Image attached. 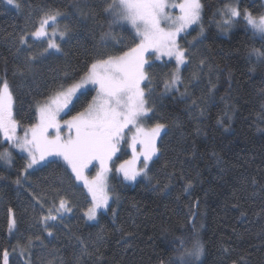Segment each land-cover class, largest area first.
<instances>
[{
	"label": "trees",
	"instance_id": "obj_1",
	"mask_svg": "<svg viewBox=\"0 0 264 264\" xmlns=\"http://www.w3.org/2000/svg\"><path fill=\"white\" fill-rule=\"evenodd\" d=\"M201 1L207 11L199 27L178 42L189 53L187 65L179 71L178 90L162 95L164 79L176 70L175 60L149 57L152 85L145 91L151 90L154 111L143 124L146 130L156 123L166 128L147 177L129 182L123 175H112L111 203L93 223L84 215L91 196L62 159L49 157L27 173L25 152L12 149L11 164L0 161V250L8 249L10 264H24L26 257L31 264H173L175 238L192 235L203 244L199 264H264V63L250 55L253 48L264 50V39L243 17L234 21V28H221L219 15L232 2L257 17L264 14V7L260 0ZM17 2L20 8L14 10L0 0V78L12 84L17 118L28 124L34 122L30 105L35 99L79 79L100 53L126 50L134 34L114 31L124 27L113 25L121 42L102 44L101 32L108 30L109 20L99 7L101 0ZM85 2L94 6L95 18L83 14L88 11ZM49 10L62 15L48 28L70 29L60 42L62 52L41 59L22 76L16 69L23 67L28 51L39 52L46 44L30 38L33 48L26 50L18 37L33 31ZM84 92L87 95L80 94L62 119H70L95 95L92 90ZM0 144L7 146L2 135ZM125 160L126 151L115 165ZM96 167L87 170L89 178ZM33 194L43 197V209ZM61 197L72 211L49 221L46 230L41 217ZM10 218L15 220L12 231ZM23 246L27 247L21 256Z\"/></svg>",
	"mask_w": 264,
	"mask_h": 264
},
{
	"label": "snow or ice",
	"instance_id": "obj_2",
	"mask_svg": "<svg viewBox=\"0 0 264 264\" xmlns=\"http://www.w3.org/2000/svg\"><path fill=\"white\" fill-rule=\"evenodd\" d=\"M6 3L20 8L17 0H6ZM84 7L88 11L83 14L95 18L94 6L85 2ZM99 7L109 20L108 31L101 32L102 44L106 45L109 40L117 44L121 42L113 34V25L130 27L134 33L132 43L119 54L100 53L86 66L79 79L61 83L43 99H35L30 105V108L34 107V122L25 124L17 118L13 86L6 77L0 78V135L7 145L0 144V161L11 164L12 149L25 152L28 160L23 171L27 173L28 169L49 157L62 159L75 180L82 182L91 196V206L84 213L88 220H95L99 209L109 207L108 174L112 171L110 165L114 163V158H119L117 154L121 152L122 145L126 144L131 149L132 158L120 163L116 171L122 173L124 180L129 182H135L141 175L147 177L149 162L159 152L157 138L166 128L164 123H156L150 130L142 126V121L154 111L149 102L151 90L146 93L142 87L145 81H150L148 69L152 64L149 54L156 60L164 57L175 60L176 70L164 79L162 95L177 89L181 83L180 68L187 65L189 57L188 50L178 43V37L200 22L203 9L201 0H101ZM173 9L178 10V14H173ZM61 15L58 10H49L43 14L33 31L19 35L18 42L26 50L33 48L30 38L46 44L39 52L28 51L23 67L16 69L20 75L32 72L33 66L41 59L62 52L57 37L65 40L70 29L65 26L60 31L53 27L51 33L48 31V27L56 25ZM219 15L224 17L225 27H231L234 19L243 17L253 33H259L264 39V15L254 16L239 5L232 4L225 5ZM17 51H21V48ZM250 55L264 63V50L253 48ZM193 75L198 79L195 73ZM88 85L95 87L96 94L70 119H62L61 113L69 107L73 98L79 99L77 93L87 95L81 90ZM20 130L22 135L19 134ZM141 157L143 167L137 169L136 164ZM94 161L99 167L95 175L89 178L85 172ZM15 183L19 185L21 180L18 178ZM188 186H191V181ZM33 200L43 209L41 195L33 194ZM71 211L69 201L61 197L58 204L53 202L47 209L41 221L47 230L49 221L62 219ZM14 227L15 220L10 218L9 231ZM48 235L52 236L53 233L48 231ZM36 239L39 240V237ZM175 242L178 247L173 264H194L203 253V245L197 235L177 237ZM188 243L191 247H186ZM26 247L20 248L21 256L25 255ZM0 264H10L7 248L0 250ZM24 264H31V258L26 257Z\"/></svg>",
	"mask_w": 264,
	"mask_h": 264
},
{
	"label": "rangeland",
	"instance_id": "obj_3",
	"mask_svg": "<svg viewBox=\"0 0 264 264\" xmlns=\"http://www.w3.org/2000/svg\"><path fill=\"white\" fill-rule=\"evenodd\" d=\"M3 1V3L5 4V6H7L8 8H11V9H14V10H18L15 6H12V5H8L7 3H6V0H2ZM254 1V0H253ZM261 1V3H262V5H263V7H264V0H260ZM201 3H202V1H201ZM233 3V2H232ZM231 3V4H232ZM203 5V4H202ZM232 5H236V4H232ZM172 12H173V14H178V10H175V9H173V10H171ZM207 11V9L203 6V9H202V13H201V17H202V15H203V13H205ZM264 15V14H263ZM239 18H236V19H234V21L236 22V20H238ZM223 20H224V17H222L221 16V20H220V25H221V28H225L226 30L228 29V28H234L235 27V23H234V21H233V23H232V25H231V27H225L224 25H223ZM199 24H200V22L198 23V24H195V25H192L190 28H188V30L186 31V32H184V33H181L180 34V36L178 37V42H179V40H181V42L183 41V40H185V38L187 37V35L190 33V31L191 30H193L194 28H198L199 27ZM119 27H121V26H119ZM58 30H60V31H63L64 30V28H59V27H56ZM125 28H127V30L130 32V33H132V34H134L133 32H132V30L130 29V27H128V26H124V28H114V31H119L120 29L122 30V29H125ZM52 29L53 28H48V31H49V33H51V31H52ZM225 29H224V31H225ZM108 31V30H107ZM62 41H64V40H60L59 39V37H57V42L58 43H60V42H62ZM151 56V54H149V57ZM153 57V56H152ZM155 58V57H154ZM150 59V58H149ZM167 59H169L168 57H164V58H162L160 61H163V62H166L165 60H167ZM169 63H171L170 61H168ZM153 63V62H152ZM151 63V64H152ZM167 78V77H166ZM151 84V82L150 81H145L144 82V84H142V87H144L146 90H147V88H148V86ZM152 85V84H151ZM87 90H92L94 93H95V87L93 86V85H88L86 88H84V89H82L81 90V92H84V91H87ZM96 94V93H95ZM80 95V93H77V96H79ZM77 98H73V102L69 105V107L67 108V109H65L64 110V112H62L61 113V117H63L64 115H65V113H67L70 109H71V107L73 106V104H74V102H75V100H76ZM150 115V114H149ZM149 117V116H148ZM146 120V118L142 121V126L145 128L146 126L143 124V122ZM129 135H131V133H129ZM158 141H159V137L157 138V141H156V143H157V145H158ZM140 150V147H139V145L137 146V151H139ZM127 152V154H128V156H129V160L132 158V151H131V149L126 145V144H124V145H122L121 146V152L120 153H118L117 155H118V157L121 155V154H123V152ZM155 157V156H154ZM153 157V158H154ZM55 158H57V159H60V158H58V157H55ZM142 157H141V159L140 160H138L137 161V164H136V168L137 169H140V168H142L143 167V163H142ZM46 161H48V160H46ZM45 162V161H44ZM44 162H42L41 164H38V165H36V166H34V168H36V167H38V166H40V165H42ZM115 162H116V158H114V163H112L111 165H110V167L112 168V171L108 174V181H107V183H108V194H109V197H110V199H109V201H108V204L110 205V203H111V194H110V187H111V177H112V175H115V174H117V175H123L122 173H119V172H117L116 171V168L119 166V165H115ZM93 166H97L96 168H98L99 167V165H98V163L97 162H93V164L92 165H90L89 166V168L90 167H93ZM88 168V169H89ZM87 169V170H88ZM87 170H86V172H85V175L87 174ZM108 210V208L107 209H99L98 211H97V216L99 215V213H101V212H106ZM86 217V216H85ZM96 219H97V217H96ZM95 219V220H96ZM86 220H87V222L88 223H93L95 220H88L87 219V217H86ZM202 243V242H201ZM203 245V244H202ZM191 247V246H190ZM203 257H204V251H203V253H202V255L199 257V259L198 260H195L194 261V264H199V263H201V261H202V259H203Z\"/></svg>",
	"mask_w": 264,
	"mask_h": 264
}]
</instances>
